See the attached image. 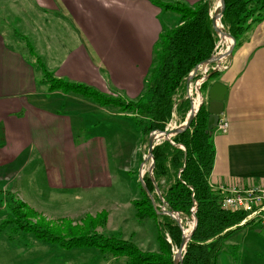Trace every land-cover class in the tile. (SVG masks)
<instances>
[{
	"label": "crops",
	"instance_id": "1",
	"mask_svg": "<svg viewBox=\"0 0 264 264\" xmlns=\"http://www.w3.org/2000/svg\"><path fill=\"white\" fill-rule=\"evenodd\" d=\"M163 1L194 6L202 0ZM165 11L178 18L165 23L160 18ZM178 21L179 14L153 0H0V170L10 171L8 177L16 181L27 151L39 149L46 164L58 146L68 158L63 160L66 168L75 164L78 171L63 172L68 184L62 186L81 191L106 186L109 175L91 171L107 161L106 139L76 136L72 117L44 101L52 93L59 96L53 98L58 103L67 99L86 107L94 104L80 95L49 92L39 60L59 78L103 91L114 89L132 100L146 88L161 33ZM219 64L224 69L210 81L228 88L221 120L229 128L213 131L216 159L210 183L236 188L264 185V20L253 24ZM132 137L118 136L115 147L128 148L125 143ZM54 183V178L48 180ZM22 190L17 184L16 191ZM36 202L52 217L80 213L66 198L59 204L50 199Z\"/></svg>",
	"mask_w": 264,
	"mask_h": 264
},
{
	"label": "trees",
	"instance_id": "2",
	"mask_svg": "<svg viewBox=\"0 0 264 264\" xmlns=\"http://www.w3.org/2000/svg\"><path fill=\"white\" fill-rule=\"evenodd\" d=\"M159 5L179 14V21L171 28H164L161 33L145 91L137 100L126 104L93 86L58 78L39 60L44 72L43 84L52 91L91 98L102 106L117 104L125 110L135 111L138 117L132 119L148 141L152 132L164 131L174 115L179 114V120L184 121L191 108V101L186 97L187 78L199 63L215 53L219 35L213 27L211 0H202L194 6L182 1L163 2ZM263 20L264 0H226L222 22L226 30L236 38V46L253 24ZM211 72V78L220 74V71ZM211 78L203 83V92L212 85ZM208 119V104L203 103L187 130L174 135L170 140H162L153 149L156 185L149 173L145 174L144 181L155 204L144 187L143 198L136 199L133 204L138 219L156 220L159 227L157 251L142 250L131 239L99 231L107 223V211L96 215L86 214L77 223L63 219L58 226L62 230L55 231L28 221L30 213L27 216L23 203L12 197L9 203L12 206L9 224H15L17 231L31 233L40 241L66 250L96 248L104 254L125 256L127 260L122 264H174L173 247L179 248L184 230L171 215L160 213L162 209L159 207L164 202L156 193L159 188L166 202L165 209L179 213L183 227L185 218H191L193 211L198 220L186 246L183 264H219L218 258L225 242L241 228L255 223V220L241 224L249 214L225 208L221 192L210 183L216 149L213 131H208Z\"/></svg>",
	"mask_w": 264,
	"mask_h": 264
},
{
	"label": "rangeland",
	"instance_id": "3",
	"mask_svg": "<svg viewBox=\"0 0 264 264\" xmlns=\"http://www.w3.org/2000/svg\"><path fill=\"white\" fill-rule=\"evenodd\" d=\"M153 1L158 4L165 2L163 0ZM220 5V0H211V15H215V12L220 9ZM171 16L174 15L165 11L160 18L165 23H170V18L171 22L175 21L174 18H178L176 15L174 17ZM219 21L221 26L225 28L222 19ZM173 25L171 26L173 27ZM223 40L222 36L219 35V41L213 55L220 54L228 46L230 47L232 41L224 42ZM222 60L223 58L217 62L202 65L190 83H187L186 97L190 99L193 107L198 105L199 96H197V94L193 96L190 94L189 89L191 84L203 75V70L206 67H208L209 70L204 82L211 78L208 77L212 73L211 71H222L224 66H220L219 64ZM203 83L200 88V104L198 108H194L197 113L203 103L208 104L206 97L209 89L203 92ZM43 86L48 89L45 84ZM97 90L118 101H123L126 104L131 101L114 89L109 88L106 91ZM49 92L61 91L49 90ZM64 94L66 95L69 93ZM47 97L48 99L44 101L45 104L63 113L69 114L72 117L76 136L89 139L99 136L106 139L108 148L103 150L105 152L103 157L107 158V161H105L106 163L105 165L103 164V167L100 164V167L94 168V165L91 171L93 174L103 172L109 175L110 180L107 182L106 186H94L89 191H81V187L72 189L62 186L61 184H68L67 177L63 178L62 176L63 172L66 171L67 174H78V171L77 165L75 164L66 168L63 163L66 157L58 146H54L51 150L52 154L48 157L50 163L46 162L47 166L39 149H30L27 151L24 157L26 164H24L23 170H21V176L16 178V181H11V177H8L10 171L6 172L0 170V237H2L0 238V264H122L127 260L125 256L104 254L96 248L66 250L58 245L40 241L31 233L15 230V224H9L12 218V206L9 204L11 203L12 197L23 203V210L26 212L27 216H29L28 213H30L31 216L27 219L28 221L37 223L43 228H48L50 230L54 229L55 231L62 230L58 226L62 224V220L65 218H59L69 215L59 213L53 217L49 216L39 208L36 202L37 199H50L53 203L59 204L62 199L66 198L68 204H75V212H80L78 216H69L73 223L80 222L86 214L96 215L101 211H107V223L105 226H101L98 229L99 231L109 235L116 234L120 237L131 239L137 243L142 250L157 251L159 249L157 240L159 227L156 220L151 218L145 220L138 219L133 204L136 199L140 200L143 198L142 187L144 186H141V173L142 175L144 174L143 179L146 173L151 175L150 170L153 164L152 158L149 157V141L146 139V136L141 134L132 119V117H138L137 113L132 110H125L117 104L102 106L99 102H95L93 99L85 96H82V98H84L87 103L94 104V106L86 107L72 100L68 102L67 99H61L62 101L58 103L54 101L53 98L59 96H55L52 93H49ZM139 97L132 100H137ZM195 97L198 98L193 100L192 98ZM79 116L83 119L81 120ZM177 116L174 115L173 120L167 125L168 130L183 124L187 119L186 117L185 120L181 122L179 120L181 119L180 115L177 114ZM221 121L225 122L220 119L219 123L211 131L219 129ZM226 123L228 124V122ZM119 127L123 129L116 133ZM133 127H135L139 133L134 132ZM228 128L229 124L226 132ZM124 135L128 137L133 135L134 137L130 138L128 142L125 143V145H128V148L119 150L115 147L118 141L116 139L118 136L123 137ZM162 140L164 139H161L158 143ZM78 160L80 159L78 158ZM12 169H15V167ZM52 178L55 179L56 183L48 184V180ZM17 184L23 189L20 193L16 191ZM23 193L26 195H23ZM156 193L159 194L157 191ZM69 200L72 201L69 203ZM164 205L165 204L159 207L160 210L165 208ZM156 206H159V204ZM59 211L71 213V211H62L61 208ZM176 216L180 217V214L178 213ZM194 216L195 212L193 211V216H191V218H185L186 222L184 229L186 234H190L193 229L195 224ZM180 218L182 219V217ZM260 223L261 222L258 220L255 221V223H250L230 237L225 242L219 255V264H264V225ZM63 225L65 224L63 223ZM167 238L168 241L171 242V238L169 236ZM177 249L178 248L173 247V252L175 253Z\"/></svg>",
	"mask_w": 264,
	"mask_h": 264
},
{
	"label": "water",
	"instance_id": "4",
	"mask_svg": "<svg viewBox=\"0 0 264 264\" xmlns=\"http://www.w3.org/2000/svg\"><path fill=\"white\" fill-rule=\"evenodd\" d=\"M220 3H221L220 9L217 12H215V15H211L213 27H214L215 31L220 36H223V35L229 36V38L232 39L231 45H230L229 49H227L225 52L220 53V54H214L209 59L198 64L196 66L195 70L187 78L188 84L193 79L194 75L197 73V71L199 70V68L202 65L210 64L212 62H217V61L221 60L222 58H225V57L231 55L233 52V49L235 48L236 38L231 33L226 31L223 26H219L218 21L222 19L223 13L226 9V0H220ZM210 76H211V74L208 77L210 78ZM227 89L228 88L225 84H223L221 82H214L211 85V87L209 88V90L207 91V97L206 98L208 100V111H209L208 131L213 130L221 119V115L224 111V99H225V96L227 93ZM196 113L197 112L195 111L193 105H191L190 112L187 116L186 121L183 124L176 126L174 128H171L169 130H168V128H166V130H164V131H161V130L154 131L150 134V137H149V157H151L153 160V164L151 166L150 173H151V178H152L153 182H155V184H156V181H155V177L153 175V170L155 167L153 149H154L155 145L161 139L170 140L172 138V136L187 130L191 126V123H192L193 119L195 118ZM159 133L162 135L159 136ZM143 175L141 173L142 184H143L145 190L147 191V193L149 194V196L151 197L152 202L155 204V200H154L153 196L151 195L147 185L144 182ZM157 192L160 194V197L163 200L164 204H166L159 188H157ZM160 213H165V214L171 215L173 218H175L178 221V223L182 226V228L184 230L182 242H181L179 248L177 249V251L175 252V255H174V264H183L186 246H187L189 240L191 239L193 232H194V230L197 226V223H198L197 217H196V215L194 216L195 217V224L193 226L192 231L190 232V234H186V231L182 225V219L180 217L176 216L178 214L177 212H173V211L166 210L165 208H163L162 211H160Z\"/></svg>",
	"mask_w": 264,
	"mask_h": 264
},
{
	"label": "built area",
	"instance_id": "5",
	"mask_svg": "<svg viewBox=\"0 0 264 264\" xmlns=\"http://www.w3.org/2000/svg\"><path fill=\"white\" fill-rule=\"evenodd\" d=\"M208 67L203 70V75L195 80L191 84L189 92L193 96L197 94L200 98L201 84L206 79L208 73ZM198 97L192 98L193 100ZM228 124L222 122L219 124V129L226 132ZM222 194V203L225 208L234 211L247 212L248 218L241 224H244L248 220L260 221L261 225H264V185H253L246 188L227 187L224 185L214 186Z\"/></svg>",
	"mask_w": 264,
	"mask_h": 264
},
{
	"label": "bare ground",
	"instance_id": "6",
	"mask_svg": "<svg viewBox=\"0 0 264 264\" xmlns=\"http://www.w3.org/2000/svg\"><path fill=\"white\" fill-rule=\"evenodd\" d=\"M219 26H221V24H220V21H219ZM222 39H224L223 41L225 42V41H232V39L231 38H229V36H225V35H223L222 36ZM200 101H201V98H199V100H198V105L196 106V107H194L195 109L196 108H198V106H199V104H200ZM162 134H160L159 133V136H161Z\"/></svg>",
	"mask_w": 264,
	"mask_h": 264
}]
</instances>
